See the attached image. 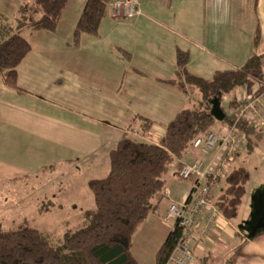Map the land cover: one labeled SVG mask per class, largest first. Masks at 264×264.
<instances>
[{"label":"crops","instance_id":"crops-1","mask_svg":"<svg viewBox=\"0 0 264 264\" xmlns=\"http://www.w3.org/2000/svg\"><path fill=\"white\" fill-rule=\"evenodd\" d=\"M71 1L55 33L25 37L32 49L17 68L22 92L0 79V188L8 184L14 192L35 193L42 188L59 209L66 194L49 186L56 175L82 173L89 187L109 175L110 152L125 135L157 144L176 116L196 105L198 91L178 79L179 51L189 56L188 73L205 80L264 56V0H138L140 16L123 21L108 16L99 36L83 35L78 45L74 32L87 0H79L64 32ZM263 84L264 60L263 80L253 86ZM254 90L238 88L227 97ZM146 122L152 124L149 132ZM193 155L173 166L166 189L156 195V213L134 237L132 254L139 264H157L174 229L162 219L172 203L188 198L194 183L179 182L176 174ZM180 183L184 187L178 193ZM255 190L249 191L244 219L248 188L236 220L221 215L208 239L199 236L194 264L208 256L217 264H264V208L257 204L261 189ZM238 219H248L243 229Z\"/></svg>","mask_w":264,"mask_h":264},{"label":"trees","instance_id":"trees-1","mask_svg":"<svg viewBox=\"0 0 264 264\" xmlns=\"http://www.w3.org/2000/svg\"><path fill=\"white\" fill-rule=\"evenodd\" d=\"M69 1L31 0L20 6L14 24L6 20L0 24V79L7 86L22 92L17 83V68L32 49L22 31L55 33ZM112 2L87 0L74 32L75 45L83 35L99 36ZM263 60L264 56H253L241 69L219 72L213 79L205 80L188 73L189 56L179 51L178 79H184L190 88L198 91L200 98L196 105L181 111L157 144L130 135L123 137L110 152L109 175L89 183L95 210L86 212L84 225L66 232L59 244L50 242L30 224L0 230V264H139L132 254L134 237L156 213L155 198L166 189V176L177 161L191 154L198 137L220 123L211 115L214 99L223 105L224 98L236 89L263 80ZM231 122L226 116L220 124ZM146 126L145 131L149 132L152 124L146 122ZM241 129L248 138L246 152L252 151L262 139L263 131L245 125ZM250 178L244 167H234L228 175L215 203L227 220L237 219ZM181 235V230L175 227L158 252L157 264L169 262ZM202 264L217 262L208 256Z\"/></svg>","mask_w":264,"mask_h":264},{"label":"built area","instance_id":"built-area-1","mask_svg":"<svg viewBox=\"0 0 264 264\" xmlns=\"http://www.w3.org/2000/svg\"><path fill=\"white\" fill-rule=\"evenodd\" d=\"M142 14L138 0H113L108 16L114 21L132 20ZM249 96L225 97L228 125L198 137L192 145L193 158L182 164L177 178L192 180L188 198L170 205L163 222L174 224L182 232L179 243L167 264H194V244L199 236L208 239L221 216L215 203L224 190L236 160L247 150L248 138L242 126L264 130V84ZM173 229V230H174Z\"/></svg>","mask_w":264,"mask_h":264},{"label":"rangeland","instance_id":"rangeland-1","mask_svg":"<svg viewBox=\"0 0 264 264\" xmlns=\"http://www.w3.org/2000/svg\"><path fill=\"white\" fill-rule=\"evenodd\" d=\"M30 1L31 0H0V24L3 23L4 20L8 21L10 24H14L19 6ZM79 4V0H72L70 2V6L65 12L63 21L64 32H68L72 26L74 14ZM33 32L32 30L25 29L22 31V36L29 38L30 34ZM252 86L253 85H251V87ZM251 87H243L240 88V90L241 92L244 90L252 91L256 88V85ZM195 94L193 98H195L197 102L200 95L198 92ZM222 106L224 109L226 108L224 104ZM221 126L222 124L218 123L213 130H218ZM235 165L236 167H247L251 176L248 184V195L241 209L242 215L244 216H241V218L244 219V214H246L250 198L249 191H253V189L257 191L255 187L256 189L258 187L261 189V191L258 192L259 199L257 200V204L262 203L263 206L261 207L264 208V137L252 151H247L242 154ZM174 166H177V162ZM76 172H78V170ZM76 175L71 176L67 175V173H61L60 175H56V182H52L49 185L50 187L64 189L66 195H63L60 199L64 209H59L54 205L52 206V203L54 202L55 204L56 200L51 198V196L47 197L46 195L48 194L43 193L42 188L36 193L29 191L14 192L10 189L13 186L3 184L0 188V230H10L23 224H30L44 232L50 242L59 244L63 240L66 232L74 231L84 225L85 212L95 210L93 193L89 187L86 185L84 186L86 175H82V173H76ZM178 181L183 182L179 179ZM183 187L184 185L182 186V183L177 186L179 190L178 193L182 191ZM263 215H261L260 218L264 219ZM241 218L240 220H242ZM240 220L238 219L236 224H239L243 229V223L246 224L248 219L245 220V222H241Z\"/></svg>","mask_w":264,"mask_h":264},{"label":"water","instance_id":"water-1","mask_svg":"<svg viewBox=\"0 0 264 264\" xmlns=\"http://www.w3.org/2000/svg\"><path fill=\"white\" fill-rule=\"evenodd\" d=\"M212 110H211V115L217 122H224L226 119V113L224 112L222 108V103L220 102L219 99H214L212 101Z\"/></svg>","mask_w":264,"mask_h":264}]
</instances>
